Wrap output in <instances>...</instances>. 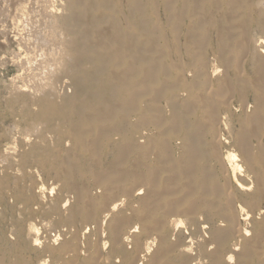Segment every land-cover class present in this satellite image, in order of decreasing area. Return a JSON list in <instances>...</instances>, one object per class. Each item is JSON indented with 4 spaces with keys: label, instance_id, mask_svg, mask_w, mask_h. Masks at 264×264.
Segmentation results:
<instances>
[{
    "label": "bare ground",
    "instance_id": "1",
    "mask_svg": "<svg viewBox=\"0 0 264 264\" xmlns=\"http://www.w3.org/2000/svg\"><path fill=\"white\" fill-rule=\"evenodd\" d=\"M48 1L26 3L28 17L17 13L24 16L20 39L28 51L19 67L35 70L42 79L55 53H65L64 77L49 76L51 91L43 87L44 97L34 101L43 109L35 119L55 125L57 137L21 155L20 165L32 160L38 176L40 168L54 173L60 189L40 187L42 198H53L50 204L23 197L31 204L36 200L37 213L8 249L23 253L20 239L27 234L26 251L36 254L38 264H105L100 244L105 235L122 264H136L122 244L129 241L145 264H164L170 257L179 260L166 264H188L192 256L199 264H264V149L256 155L252 145L264 137V83L249 87L260 90L257 96L238 91L239 116L244 117L234 146L247 170L234 152H224L222 142H229L220 133L219 113L225 102L215 106L210 95L217 92L219 78L218 97L232 87L229 68L236 47L245 53L256 41L261 51L250 65L264 73V0H57L61 17H55ZM252 16L260 20L253 28ZM215 33L217 50L210 53ZM60 78L68 79L72 95L58 100ZM228 105L232 113L238 111L232 102ZM237 191L248 197L252 214ZM125 205L130 214L123 212ZM254 213L261 217L252 221L251 231L244 229L242 222ZM63 214L66 219H56ZM41 221L53 228L49 237L36 226ZM80 228L82 235L95 231L99 241L83 245ZM176 231L183 236L174 238ZM193 250L196 254H190ZM5 261L3 251L0 264H20ZM21 264H30V257Z\"/></svg>",
    "mask_w": 264,
    "mask_h": 264
},
{
    "label": "rangeland",
    "instance_id": "2",
    "mask_svg": "<svg viewBox=\"0 0 264 264\" xmlns=\"http://www.w3.org/2000/svg\"><path fill=\"white\" fill-rule=\"evenodd\" d=\"M52 1L53 3L51 4ZM58 1H57V4L55 3V5H54V0H49L47 3L50 5L51 11L56 10V9L58 11L60 10L59 13L60 15H62L64 14L62 10L63 8L60 9L62 7L60 6L62 5V3ZM29 2L30 0H23V1L22 0H19V1L18 0H0V257H2L3 251H4L6 263L13 261L14 263L18 262L20 264L22 263L23 258H26V257H30V264L32 262L33 264H38L36 254L32 253L30 250L26 251L27 250L26 248L30 244V241H31L29 237H26L27 234L22 235V238L20 239V241H22L20 243L21 245L20 248L22 249L23 253L19 252L18 250L11 251L10 249H8V247L10 248L13 247V243H15L16 241L18 242V239L16 238V234H18V232L20 233L22 230L24 231V229L26 230L29 224V219L33 218V214L37 213V211L35 210L36 208H38L36 204V200H35V203L31 204V203H27L24 200V198L25 197H27L28 199L35 198L39 202H45L46 204H50L53 198L52 197L50 198L49 196L46 197V200L45 198H42L43 195L40 194V191H41L40 187L44 184L45 188H50V186H54L57 189H60L59 181L57 180L56 175L54 173L52 172L45 173V169H41V168H40L41 173H39L41 175L38 176V174L34 173V169L32 170V166L35 167V164L34 162H32V160L24 164L23 166H21L20 165V161H22L21 155H23L26 152H31L34 149L33 148L34 146L41 148L43 147V145H50L55 141L57 137L55 125L46 124L45 122L41 120L35 119V115L36 114L40 115L43 111L42 108L36 105V102L38 99L44 97V93H46V91L44 92V89L48 90L47 93H49V90L51 91V88L49 86L51 84L49 85L47 84V81L50 78L49 76L54 75V78H53L54 80H55V76L64 77L62 73L65 70L64 69L65 63H62V62L64 61L63 59L67 58L66 55H64L65 53L63 51H59L55 53L54 55L55 58H53L55 63L53 60L47 63L50 65L52 64L53 66L52 65L50 66V71L45 69L42 79H41V75H38L33 69L31 70L32 72L30 71V69L29 70L23 69V68L20 69L21 65L19 64L20 63L19 61L25 59L26 56H28V51L26 52L25 50L26 48L22 46V42H21L22 39H20L21 38L20 33H22V37H23L24 31L22 30H24V27L22 25L21 17H24V16L28 17V14H27L28 12L24 8V6H26V3H29ZM48 4L47 6H49ZM20 7H22L24 10L22 8L20 9ZM15 10L19 12H15ZM57 10L54 11L55 13L54 15H57L55 17H61L60 15H58L59 13ZM17 13L19 15L21 13L25 15L24 16L22 15L19 17ZM14 17L17 18V20H20V22L18 21L16 22L17 23L16 24L15 21L17 20ZM38 17L37 19L40 20V15ZM250 18L252 20V28L255 23L260 22L259 17L252 16ZM161 19L165 23L163 16L161 17ZM216 24L219 25V23H216ZM59 25H60L59 33L61 32L62 34L63 24L59 23ZM20 27H21V30H20ZM207 31L214 33L215 29L208 28ZM255 31L258 32L257 29H255ZM59 33H57L56 36L59 37L60 36ZM169 33H170L169 29H166L165 34L168 38H169ZM261 36L259 35L258 37H261ZM17 37L18 39H16ZM213 37L215 38L216 43L213 44L209 48L208 52L210 51V53L214 52L212 50H215V51L217 50L218 43L216 39V33L213 34ZM19 39H20L21 44L20 43L17 44V42H19ZM62 39H63V36H60L59 40L62 41ZM19 44L21 48L18 46ZM242 44L245 45L246 43L242 42ZM259 51H261V49L257 45L256 41L252 43V47L245 53H243L240 47L234 48V50L232 51V57L235 59V62H234V66L229 68V77H230V80L232 81V87H228L226 89L229 91H226L225 97H222V96L218 97V95H220V87H221L219 81L222 80V78H219L218 83H216V86H215V89L219 87L217 92L215 91L214 93L210 94L211 97L214 98L215 100V106H218L221 103L225 102V104L222 105V107L220 108V113H219V119L221 118L222 120V124H220L222 131H220V133L223 135V138H225L229 142V144L223 141L222 145L224 146L225 154L227 151H232L237 155L238 157L237 163L243 167V170H247L248 166L242 160L241 154L239 150L237 149V147L234 146L235 141L237 140V137L239 135V130H238L239 123L241 119L244 117V116H239L241 105H240V102L238 101L239 100L238 91L240 89L249 90V87L251 85H254L258 82L264 83V81L261 80L259 76V75L264 76V73L259 74L256 68L253 70V66L250 65L251 63L250 61L253 60V56L254 57L259 56V53H260ZM196 52L198 53L199 51H196ZM20 53L22 55H20ZM57 54L59 56L60 55L62 56L59 57ZM16 60H18V62H16ZM47 64H46V68L49 69ZM54 65L56 66V68ZM217 66L219 69L224 70V66L222 65L220 61H218ZM51 68H54L55 72ZM56 70L58 71L56 72ZM23 72L24 73L26 72L27 74L26 73L24 74ZM54 73L55 74L57 73L58 75H55ZM30 74L34 75V76L32 75L33 79L31 78L32 76ZM45 74L46 75L48 74V77ZM35 76L36 78L38 77L36 81L34 80L36 79ZM38 79H39V82H38ZM30 81H32V83L35 81L36 83H34L33 85L31 84ZM40 81L41 83L43 82L42 85ZM49 81L50 83H53V81L51 80ZM28 82L30 83L28 84ZM44 82H46V84ZM58 83L60 84V86L59 84L58 85L56 84L58 88L55 86L56 92L58 91L57 92V95L59 96L57 98L58 100L61 99V96L63 98V96L65 97V96L72 95V88L67 78L61 79V81ZM240 83H241V86L237 87ZM43 85H45L46 88L48 89H46L45 86ZM43 87L44 89L42 90ZM253 88L255 87L253 86ZM250 92L253 96H257L259 95L260 90L253 89ZM231 102H232L233 108L235 107L236 110H238L237 112L234 111V113H232V111L230 110L231 107L228 105V103H231ZM161 105H162V108L163 107L166 108L165 111L166 113H168L169 108L166 105V100H163ZM56 122L58 123L57 120H55V124ZM212 139H213V136H209L207 138V140H212ZM252 145H253V150L256 151L255 154L257 155L258 148L264 149V137L262 139V142L260 143L256 139H253ZM38 151L42 152L41 150H38ZM31 159L35 160L34 158H31ZM23 167L26 169V170L24 169L25 171L23 170ZM27 170H32L33 172L31 171V173H29L30 171L28 172ZM257 170H258V166L254 165V167L252 168V172L254 171L256 172ZM26 172H27V175L24 177L23 174ZM251 173H250V176H251ZM246 181L248 182V184L250 183L249 178H247ZM237 193L239 195V200L241 202V205L246 209V212H250V213L254 212L252 210L253 206H251L247 202L248 197H246V194L242 191H237ZM127 207L128 205L123 206L122 210L125 214H130V211L127 209ZM262 209L264 211V204L262 205ZM260 217L261 216L259 215H257L256 217V214L254 213L253 218L250 221L242 222L243 228L251 231V227L253 225L252 221L255 218L258 220V218ZM66 218L67 216L63 214L62 218L61 217L59 218L57 216L56 219L64 220ZM180 219L186 225H188L187 217L183 215L180 217ZM50 223L52 222L50 221ZM133 224H134V221L131 223L127 231L131 230L130 228H132ZM36 226L39 227V229L41 230L43 237H49L50 232L53 231V228H50L48 226V221L47 222H43V221L37 222ZM105 229L106 228L104 227V230ZM83 232H84L83 228H80V235L78 236V240L83 245H87V243L90 241L94 243L99 241L98 238H96V236L94 235L95 231L93 233L91 230V233L89 235H84V234L82 235ZM182 236H183V233H181L180 231H176L174 238L179 239ZM125 237H127L126 232H125L124 239ZM106 243L107 245L105 246L104 244ZM128 243L122 242V244L124 245V249L133 258H135L136 264H145L146 258L145 259L138 258L137 247L134 246V242L129 241ZM100 244L103 249V253L105 255V261H106L104 262L105 264H122V258L119 255H116V253L111 254L112 244L108 241L105 235L101 237ZM191 253L196 254V250H193V252H190V254ZM186 254H189V253H186ZM78 255H79L78 258H81V260L85 258L84 254L78 253ZM192 258H195V257L192 256L188 264H199V261L194 260ZM178 260H179L178 257H170L168 260L164 262V264H166V262L177 263Z\"/></svg>",
    "mask_w": 264,
    "mask_h": 264
}]
</instances>
